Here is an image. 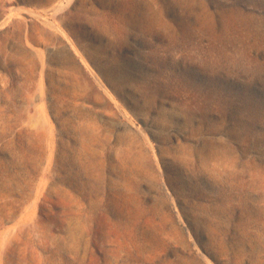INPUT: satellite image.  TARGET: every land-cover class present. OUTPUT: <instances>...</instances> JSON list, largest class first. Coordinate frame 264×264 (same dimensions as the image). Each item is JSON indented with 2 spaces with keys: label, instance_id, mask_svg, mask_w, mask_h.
Returning <instances> with one entry per match:
<instances>
[{
  "label": "rangeland",
  "instance_id": "rangeland-1",
  "mask_svg": "<svg viewBox=\"0 0 264 264\" xmlns=\"http://www.w3.org/2000/svg\"><path fill=\"white\" fill-rule=\"evenodd\" d=\"M0 264H264V0H0Z\"/></svg>",
  "mask_w": 264,
  "mask_h": 264
}]
</instances>
